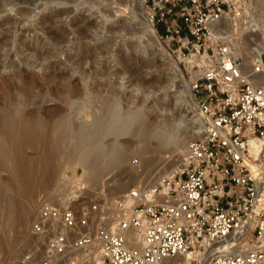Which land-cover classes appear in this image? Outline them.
<instances>
[{"label": "built area", "instance_id": "1", "mask_svg": "<svg viewBox=\"0 0 264 264\" xmlns=\"http://www.w3.org/2000/svg\"><path fill=\"white\" fill-rule=\"evenodd\" d=\"M247 1L140 0L189 77L199 137L173 174L109 205L100 198L79 211L82 186L63 206L42 202L16 264H162L176 256H190L188 264H264V166L253 170L248 150L252 140L264 144V51L244 73L232 43L216 35L225 18L259 32L260 13Z\"/></svg>", "mask_w": 264, "mask_h": 264}, {"label": "rangeland", "instance_id": "2", "mask_svg": "<svg viewBox=\"0 0 264 264\" xmlns=\"http://www.w3.org/2000/svg\"><path fill=\"white\" fill-rule=\"evenodd\" d=\"M131 1L0 0V108L7 102L16 105L24 101L29 105L25 112L38 107L47 121L37 133L40 145L33 149L19 150L11 139L0 141L8 147L6 157L0 158V190L9 197L5 204L17 202V208L24 201L25 205L13 213L0 210V264H16L28 248L31 224L42 202L66 204L71 190L67 181L73 173L59 145L65 140L74 141L66 135L69 130L96 122L94 118L114 99L133 108L149 96L143 108L147 121L154 120V102L163 92L170 101L176 93L175 87H169L171 76L166 67L150 50L154 43L145 25L128 10L134 4ZM262 1L253 0L259 16L264 11ZM261 62L264 63V54ZM154 93L158 95L154 97ZM183 99L187 101V96L183 95ZM180 133L184 137L185 132ZM46 136L49 145L45 143ZM48 152L53 154L47 161ZM17 162L20 169L15 170ZM157 166L153 163L143 169L136 185L150 180L160 168ZM74 176L80 180L81 171L77 169ZM20 186L26 189L23 194ZM104 193L100 197L84 189L76 208L81 211L100 198L109 205L112 200ZM16 215L23 217L17 222Z\"/></svg>", "mask_w": 264, "mask_h": 264}, {"label": "bare ground", "instance_id": "3", "mask_svg": "<svg viewBox=\"0 0 264 264\" xmlns=\"http://www.w3.org/2000/svg\"><path fill=\"white\" fill-rule=\"evenodd\" d=\"M131 2L134 4L131 3L133 5L128 7V10L134 15L133 18L135 17L145 25L146 34L162 52L168 55L169 66L174 74L170 80L172 86L169 87H175L176 93L172 95L170 101L166 92H163L164 94L158 101L154 102L152 107V111L156 114L154 120L149 119L147 121V112L143 108V103L149 96L143 97L141 104L131 110L117 104L114 100L118 101V99H114L109 101L103 109L105 116L102 124L94 122L89 126L69 130L66 135L72 137L74 141L67 143L65 140L59 145V149L64 150L63 155L70 164V170L73 173L67 181L68 185L67 183L63 184L71 189L67 193V198L76 194L78 186H82L83 189L91 190L100 197H104L106 195L104 192H107L110 196L108 199L113 201L125 191L136 186L143 169L153 165V163H157L160 168H157V172L153 174L150 180L145 177V180L146 178L148 180L145 181L146 184H150L163 176L171 175L177 170L188 141L199 137L201 132V118L191 92L189 80L183 76L181 66L163 46L154 32L155 30H153L154 28L146 22L140 0H132ZM251 3L252 1L249 0L247 6L249 9L252 8ZM261 7L264 9V2ZM253 26H256L258 33L247 30L248 26L238 24L234 19L225 18L220 22V29L216 33L217 36L232 43L236 54L243 60L244 73L250 72L251 62L258 59L259 54L264 51V11ZM156 95L158 94L154 93V97ZM183 95L187 96V101L183 99ZM168 102L171 104L170 108ZM28 106L24 101H21L16 105L7 102L0 108V141L6 143L7 140L11 139L13 147H18L19 150L37 147L39 144L37 133L44 124H47L38 107L25 112ZM180 110H184V113ZM187 116L189 120L186 119ZM17 127L19 128L17 129ZM183 131L185 135L180 137L179 133ZM121 137H130V140L120 143L118 139ZM48 141L49 137L46 136L45 143L48 144ZM173 143L174 147L170 152L168 148ZM7 148V145L0 143V158L6 157ZM248 150L251 157L250 167L253 170L259 166L263 167L264 144L252 140ZM52 154L46 153L45 159L50 160ZM150 154L151 156H149ZM135 157L138 158L136 162H134ZM137 162L138 165H135ZM14 166L15 170L20 169L18 162ZM139 168L142 170H138ZM77 169L81 171L78 181L75 180L74 176ZM114 171H120V173L114 174ZM124 174L125 176H123ZM151 174L149 173V175ZM49 177L50 174L46 175L44 181L48 180ZM23 188L21 187V194L26 191ZM26 196L28 194L23 197ZM8 200V195L0 190V210L4 213H13V211L22 210L25 207L24 201L23 203L20 202L21 207L16 208L17 202L14 205L5 204ZM22 217L23 215H16V221H20ZM190 258V256H176L173 259L165 260L162 264H188ZM201 264L207 263L203 261Z\"/></svg>", "mask_w": 264, "mask_h": 264}, {"label": "water", "instance_id": "4", "mask_svg": "<svg viewBox=\"0 0 264 264\" xmlns=\"http://www.w3.org/2000/svg\"><path fill=\"white\" fill-rule=\"evenodd\" d=\"M149 47H150L151 52L154 55H156L161 60L162 64L166 67L167 74L170 75L171 77L174 76L173 71L170 69V66H169V58H168V55L165 54L164 52H162V50L157 46L156 43H154V45H150ZM114 102H117V104L121 105L122 107H124V108H126L128 110H131L132 109L131 106H123L119 100L118 101L117 100H114ZM144 103H145V101H144ZM144 103H143V105H144ZM104 114H105V112L102 109V114L100 116H98V117H95L94 120H96V122L98 124H102L103 119H104V116H105ZM90 124L91 123L87 124V126H89ZM118 140H120V141L130 140V137H121ZM132 142H134V139H132ZM173 145H174V143L169 146L168 151L171 152L173 150V147H174Z\"/></svg>", "mask_w": 264, "mask_h": 264}]
</instances>
